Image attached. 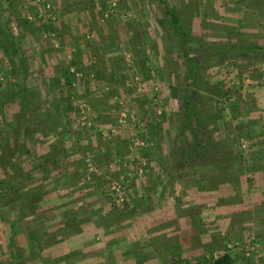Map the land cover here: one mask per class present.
Segmentation results:
<instances>
[{"label": "rangeland", "instance_id": "1", "mask_svg": "<svg viewBox=\"0 0 264 264\" xmlns=\"http://www.w3.org/2000/svg\"><path fill=\"white\" fill-rule=\"evenodd\" d=\"M167 2L205 45L183 50L159 0H0L1 262L53 264L69 240L86 264H207L227 241L264 239V196L250 202L264 187V0ZM151 190L212 196L199 254L196 225L155 234L194 205L158 214L153 235L124 233ZM179 239L189 254L153 263Z\"/></svg>", "mask_w": 264, "mask_h": 264}, {"label": "crops", "instance_id": "2", "mask_svg": "<svg viewBox=\"0 0 264 264\" xmlns=\"http://www.w3.org/2000/svg\"><path fill=\"white\" fill-rule=\"evenodd\" d=\"M152 183L155 184L156 182L154 181ZM170 183H172V182H170ZM256 187L257 188H255V194L253 195V197H251L253 199L250 202H252L253 206L258 207V205H259L258 203H260L262 201L261 198H262V196H264V187H263V185H256ZM229 189L230 190L228 191V193L230 195H233L232 187H229ZM157 193H158V191L156 192L155 195H151V194H154L151 190L148 193L150 196L143 197V199L138 198V201H139V209L137 208V215L138 216L137 215L135 216L134 222H133L135 228L133 229V231L127 230L124 233L126 235H130L131 237H133L134 235H138V233H140L142 235L144 233L143 231L148 228L149 229L148 230L149 235H153L152 229H160L161 225H159V224H163L162 221L158 220V214H163V213L168 214L169 213V215H172L173 213H175L177 211L188 214L189 210H191L192 205H194V206H197V208H195V210L193 211V214L195 216L189 217L187 215L186 217H182V219L179 220V223H175L177 228L181 224V226H180L181 230L173 231L172 230L173 227L170 228L169 226H167L165 230H162V228H163L162 227L155 234H160V235L164 234V235L169 236L171 238L173 236H178L180 234V231L182 233L185 232V229H186L188 234L189 233L191 234L192 229H190V227L193 225L194 226L196 225V228L198 229L197 232H198L200 237L198 239L197 248L195 249V251H193L194 252L193 254H199L201 249H203L202 248L203 245L205 244V240L202 237V235H204V232H201L200 228L205 230L204 216L206 214L207 206H209L212 203V196L207 197L206 192H199L195 201H194V199H192L193 202L191 205V202L189 201L188 198L186 200L182 196L181 197H175L173 195L159 197V195H157ZM218 198L221 199L220 194H219ZM227 198L233 199V196L227 197ZM140 199H142V200H140ZM217 199L215 198L214 202ZM232 202H234V203H231V205L229 206V209H230L229 211L232 213H235L239 208L238 207L239 203L236 204L235 201H232ZM162 204H165L164 207H162ZM214 205H216V204L214 203ZM217 209L218 208H215V211H217ZM263 211L264 210L257 209L258 214L262 213ZM219 216L220 215H218V217ZM261 218L264 219V217H261ZM191 220H192V225H191ZM246 225H248V223H246L243 220L241 223V226L245 227ZM194 226H193V229H194ZM105 230H107V229H105ZM192 235H194V234L192 233ZM68 242H69V240L63 241L62 245L61 244L57 245L55 250L52 251V252H54L53 257H52L53 264H63V263L64 264H77L78 263L77 260H83L84 264L88 263V261H87L88 258L85 257L86 255L85 256L84 255L79 256V254L77 253V250L74 249V246L72 247L73 244L71 243V241L69 242V245H68ZM180 243L182 244L183 248L178 250L179 249L178 245H180ZM183 243H182V241H180V239H179V241H176V242H174L173 240H169V244H171L170 248H162L161 247V248L157 249L155 247V250L154 249L151 250L152 252L149 255V257L153 258L152 259L153 263H154V261L160 263L162 261L160 256H158V253L160 250H162V252L166 251L167 256H168V254H170V256L172 254H175L174 256H176L177 254L179 255V253H178L179 251L183 252V255H187L192 250L191 251H190V249L184 250V248H188L189 241H186L183 239ZM7 252H8L7 256L3 259V262L0 261V264H35V263H37L36 261H32L33 263H31V262L25 261V260L19 261L18 259H13V258L10 259V257H9L10 253L8 250H7ZM13 256L14 255H12V257ZM61 257L64 258V260H62ZM136 257H137L136 254H132L130 256V260H135ZM142 260H144V259L141 257L140 261H142ZM135 262H136V260H135ZM142 263H140V264H142ZM46 264H48V263H46Z\"/></svg>", "mask_w": 264, "mask_h": 264}, {"label": "trees", "instance_id": "3", "mask_svg": "<svg viewBox=\"0 0 264 264\" xmlns=\"http://www.w3.org/2000/svg\"><path fill=\"white\" fill-rule=\"evenodd\" d=\"M159 1H160V4L162 5V7L164 9V13L169 18V23L171 24V27H173V29L176 30V32L179 36V42H180L183 50H185V43L188 41H194L199 45H205L206 44L203 41H200L199 39H197L194 35H192L191 31L186 26L183 25L180 17L177 15V13L172 8V6L169 5L167 0H159ZM188 63L190 64L193 71L196 72V60H195V58H189ZM66 81H67V79H65V83H66ZM66 84H70V82H67ZM188 102H189V104H194V103H192L193 102L192 100H189ZM21 103H22L21 110L23 112H25V110L27 108L26 107L27 106V95L22 94ZM190 106L191 105L188 106V109H190ZM185 114H186V116L190 117L193 113H191V111L190 112L188 111V113H185ZM18 123L22 124V120H19ZM18 129L20 130L21 126ZM23 148H24V149H22L23 153L28 151L26 145H23ZM41 161L42 162L46 161L45 156H43V159ZM231 263H232L231 255L229 253H224V254L217 256L216 258H214L213 260H211L207 264H231Z\"/></svg>", "mask_w": 264, "mask_h": 264}, {"label": "built area", "instance_id": "4", "mask_svg": "<svg viewBox=\"0 0 264 264\" xmlns=\"http://www.w3.org/2000/svg\"><path fill=\"white\" fill-rule=\"evenodd\" d=\"M233 251H241V253L249 257L253 254L257 256L264 255V239H258L249 236L245 239L230 240L225 244V253H232ZM219 255H215V258Z\"/></svg>", "mask_w": 264, "mask_h": 264}]
</instances>
